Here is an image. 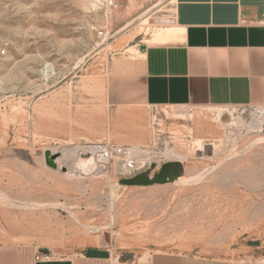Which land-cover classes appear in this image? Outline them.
<instances>
[{
  "label": "rangeland",
  "instance_id": "374dc122",
  "mask_svg": "<svg viewBox=\"0 0 264 264\" xmlns=\"http://www.w3.org/2000/svg\"><path fill=\"white\" fill-rule=\"evenodd\" d=\"M175 4L0 0V242L60 258L100 238L128 259L174 252L264 264V128L246 122L256 108L180 106L183 120L178 106L144 100L139 55L173 26ZM220 111L221 130L199 134ZM107 144L174 148L177 158L149 159L138 173L153 177L169 162L183 171L145 190L120 184L117 160L78 170L88 163L79 147Z\"/></svg>",
  "mask_w": 264,
  "mask_h": 264
},
{
  "label": "crops",
  "instance_id": "0c3cea01",
  "mask_svg": "<svg viewBox=\"0 0 264 264\" xmlns=\"http://www.w3.org/2000/svg\"><path fill=\"white\" fill-rule=\"evenodd\" d=\"M171 27L182 30L178 39L141 52L149 108L264 107V0H176ZM103 241L86 239L60 258L31 244L0 242V264H261L174 252L128 259Z\"/></svg>",
  "mask_w": 264,
  "mask_h": 264
},
{
  "label": "bare ground",
  "instance_id": "6f19581e",
  "mask_svg": "<svg viewBox=\"0 0 264 264\" xmlns=\"http://www.w3.org/2000/svg\"><path fill=\"white\" fill-rule=\"evenodd\" d=\"M181 33H182V30H180L179 28H176V27H169V28L168 27H162V28L157 29V31H155V33L153 35V39L150 40L149 43H150V45H162V44H165V43H169V42H172V41H175L176 39H178L179 36L181 35ZM139 58L141 60H143L145 58L144 54L141 53L139 55ZM173 112H174L175 117L183 118V120L189 118L188 113L185 110V108L184 109L183 108L181 109L180 107L179 108H174ZM244 113H246V112H244ZM190 119H192V120L195 119L193 114L190 116ZM213 121L214 120H211L210 125H208V122L199 123V125L197 124V127H196L197 132L199 134H203L205 136L206 134L213 132L212 131L213 128L218 127L221 130V127H223V125H224L223 111L219 112L218 118H217L216 123H215L216 125H212ZM246 122H247V124H251L252 122H254L253 125L255 126V128L263 129L264 128V108H259V109L256 108L255 110H253L252 121L251 120H246ZM187 130H188L189 134H192L193 131H194V130H192L190 128L187 129ZM263 131H264V129H263ZM224 135H225V133H224ZM139 137H141V136H139ZM222 138H223V136H220V139H222ZM202 141L203 140L200 137H197V138L193 139L194 145L195 146H199L198 150H201L202 148L207 147V146L204 145V143ZM210 146H213V145H210ZM133 148H134L135 153L137 155H139V157H142V156H145V155L149 154L148 149H147V152H144V151H142L141 148H137V147H133ZM148 148H150V147H148ZM102 150H103L102 146H94V147H88V148L79 147L76 155L77 154H84L85 157L88 159V160H86V161H88V163L87 162H86V164H84L83 162L77 163L78 170H80L81 172H85V174L87 176H89L90 174H93L100 167H102V168H106V167L107 168H111L112 166H111L110 162L98 158V156L102 153ZM161 153L163 154L162 156L165 159H172V158L174 159V158L178 157V154H177V152L175 151L174 148H172V149L165 148L164 152H161ZM35 205L37 207L38 206L41 207L43 204L41 205L40 203L37 202ZM74 221H76V220H74ZM109 228H110V226H109Z\"/></svg>",
  "mask_w": 264,
  "mask_h": 264
},
{
  "label": "built area",
  "instance_id": "2783aa9c",
  "mask_svg": "<svg viewBox=\"0 0 264 264\" xmlns=\"http://www.w3.org/2000/svg\"><path fill=\"white\" fill-rule=\"evenodd\" d=\"M100 36L104 37L105 32H100ZM252 108H264V107H249L244 106L240 107L241 111H249ZM157 109V108H155ZM155 146V145H154ZM102 153L98 156L99 159L106 160L112 163L113 160H117L119 165V171L122 173L123 176H134L138 172H140L143 168L150 163L149 159H165L161 152L152 151L150 148L143 147L142 151L147 152L149 154L139 157L134 151L132 146H116V145H102ZM150 149V150H149ZM158 150V149H157ZM42 257L48 259L49 255L44 253Z\"/></svg>",
  "mask_w": 264,
  "mask_h": 264
},
{
  "label": "water",
  "instance_id": "95a60500",
  "mask_svg": "<svg viewBox=\"0 0 264 264\" xmlns=\"http://www.w3.org/2000/svg\"><path fill=\"white\" fill-rule=\"evenodd\" d=\"M183 171V165L180 162H169L163 165L161 171L150 176L149 172L138 173L134 176L123 178L120 184L126 187H152L156 185H165L174 178L178 177Z\"/></svg>",
  "mask_w": 264,
  "mask_h": 264
}]
</instances>
